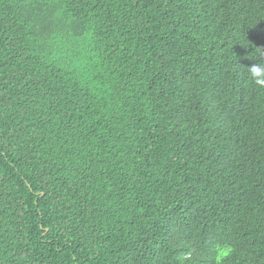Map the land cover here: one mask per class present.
<instances>
[{
  "label": "trees",
  "instance_id": "trees-1",
  "mask_svg": "<svg viewBox=\"0 0 264 264\" xmlns=\"http://www.w3.org/2000/svg\"><path fill=\"white\" fill-rule=\"evenodd\" d=\"M256 48L264 0H0V264H264Z\"/></svg>",
  "mask_w": 264,
  "mask_h": 264
},
{
  "label": "clouds",
  "instance_id": "clouds-1",
  "mask_svg": "<svg viewBox=\"0 0 264 264\" xmlns=\"http://www.w3.org/2000/svg\"><path fill=\"white\" fill-rule=\"evenodd\" d=\"M255 63L251 67H246L249 80L255 87L264 89V49L256 48L255 55L253 56ZM232 250L225 248L219 254V259L222 261L224 258L230 256Z\"/></svg>",
  "mask_w": 264,
  "mask_h": 264
}]
</instances>
